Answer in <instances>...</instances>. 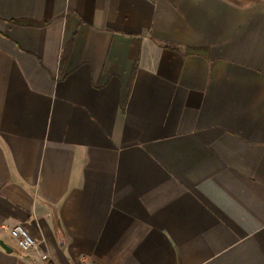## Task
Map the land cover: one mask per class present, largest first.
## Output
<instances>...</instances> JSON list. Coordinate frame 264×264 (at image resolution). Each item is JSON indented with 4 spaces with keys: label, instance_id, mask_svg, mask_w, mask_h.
Returning a JSON list of instances; mask_svg holds the SVG:
<instances>
[{
    "label": "crops",
    "instance_id": "obj_1",
    "mask_svg": "<svg viewBox=\"0 0 264 264\" xmlns=\"http://www.w3.org/2000/svg\"><path fill=\"white\" fill-rule=\"evenodd\" d=\"M0 240L264 264V0H0Z\"/></svg>",
    "mask_w": 264,
    "mask_h": 264
},
{
    "label": "built area",
    "instance_id": "obj_2",
    "mask_svg": "<svg viewBox=\"0 0 264 264\" xmlns=\"http://www.w3.org/2000/svg\"><path fill=\"white\" fill-rule=\"evenodd\" d=\"M10 232L16 241L20 255L38 249L37 240L31 236L21 224L16 223L11 226Z\"/></svg>",
    "mask_w": 264,
    "mask_h": 264
},
{
    "label": "water",
    "instance_id": "obj_3",
    "mask_svg": "<svg viewBox=\"0 0 264 264\" xmlns=\"http://www.w3.org/2000/svg\"><path fill=\"white\" fill-rule=\"evenodd\" d=\"M0 245L7 251H10V248L3 242L0 240Z\"/></svg>",
    "mask_w": 264,
    "mask_h": 264
}]
</instances>
